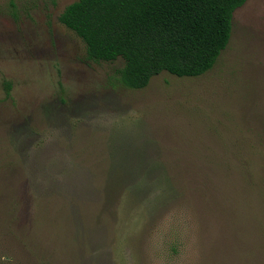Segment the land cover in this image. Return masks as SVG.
I'll use <instances>...</instances> for the list:
<instances>
[{
	"label": "rangeland",
	"instance_id": "obj_1",
	"mask_svg": "<svg viewBox=\"0 0 264 264\" xmlns=\"http://www.w3.org/2000/svg\"><path fill=\"white\" fill-rule=\"evenodd\" d=\"M76 1L0 0V264H264V0L142 90L60 23Z\"/></svg>",
	"mask_w": 264,
	"mask_h": 264
},
{
	"label": "trees",
	"instance_id": "obj_2",
	"mask_svg": "<svg viewBox=\"0 0 264 264\" xmlns=\"http://www.w3.org/2000/svg\"><path fill=\"white\" fill-rule=\"evenodd\" d=\"M246 2L78 0L59 21L83 41L88 59L122 60L118 83L142 90L163 72L196 78L210 71L229 43L233 13Z\"/></svg>",
	"mask_w": 264,
	"mask_h": 264
}]
</instances>
